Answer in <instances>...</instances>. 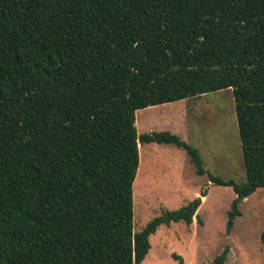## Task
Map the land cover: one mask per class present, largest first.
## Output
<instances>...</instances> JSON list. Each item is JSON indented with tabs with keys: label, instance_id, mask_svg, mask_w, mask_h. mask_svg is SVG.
Returning <instances> with one entry per match:
<instances>
[{
	"label": "trees",
	"instance_id": "obj_1",
	"mask_svg": "<svg viewBox=\"0 0 264 264\" xmlns=\"http://www.w3.org/2000/svg\"><path fill=\"white\" fill-rule=\"evenodd\" d=\"M226 89L244 183L137 135L136 111ZM139 144L238 197L264 189V0H0V264H140L160 226H190L192 204L133 232Z\"/></svg>",
	"mask_w": 264,
	"mask_h": 264
},
{
	"label": "rangeland",
	"instance_id": "obj_2",
	"mask_svg": "<svg viewBox=\"0 0 264 264\" xmlns=\"http://www.w3.org/2000/svg\"><path fill=\"white\" fill-rule=\"evenodd\" d=\"M135 122L138 136L170 132L198 150L209 174L245 182L230 89L138 110ZM138 152L139 168L132 187L134 233L164 210L191 204L196 208L190 226L182 222L160 226L150 236V249L140 264H177L173 255L180 256L183 264H209L226 247L225 264H264L260 239L264 189L239 201L232 188L196 175L187 154L174 146L139 144ZM234 210L239 215L227 232L228 214Z\"/></svg>",
	"mask_w": 264,
	"mask_h": 264
},
{
	"label": "water",
	"instance_id": "obj_3",
	"mask_svg": "<svg viewBox=\"0 0 264 264\" xmlns=\"http://www.w3.org/2000/svg\"><path fill=\"white\" fill-rule=\"evenodd\" d=\"M238 200H239V201H242V200H244V198L239 197ZM199 202H200V200L198 201V203H199ZM235 206H236V205H234V207H235Z\"/></svg>",
	"mask_w": 264,
	"mask_h": 264
}]
</instances>
